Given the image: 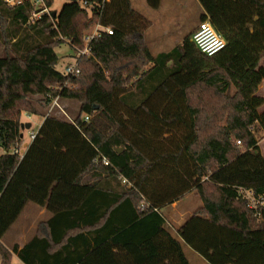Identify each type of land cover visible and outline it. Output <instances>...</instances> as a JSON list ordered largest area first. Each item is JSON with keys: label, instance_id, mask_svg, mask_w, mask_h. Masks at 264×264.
Segmentation results:
<instances>
[{"label": "trees", "instance_id": "16d2710c", "mask_svg": "<svg viewBox=\"0 0 264 264\" xmlns=\"http://www.w3.org/2000/svg\"><path fill=\"white\" fill-rule=\"evenodd\" d=\"M199 2L227 41L213 56L193 33L153 54L131 0H73L33 22L30 0H0V264H192L183 242L210 264H264V0ZM95 25L113 33L77 55L78 74L60 71L56 47L82 50ZM56 96L75 118L48 114ZM24 112L44 121L20 158L8 151L25 142ZM110 139L139 163L116 165ZM194 191L202 205L171 229L163 209ZM28 202L51 217L10 249Z\"/></svg>", "mask_w": 264, "mask_h": 264}, {"label": "rangeland", "instance_id": "374dc122", "mask_svg": "<svg viewBox=\"0 0 264 264\" xmlns=\"http://www.w3.org/2000/svg\"><path fill=\"white\" fill-rule=\"evenodd\" d=\"M72 0H54L51 10L60 12L62 7L69 3ZM185 7L179 9L174 12H170L171 6L169 5L170 0H161L157 7L152 6L148 0L147 2H140V0H134V3L141 12L153 22L152 27L148 31L147 39L153 54H157L160 51H168L175 45L181 43L190 33H194L200 23L202 11L201 5L196 0H180ZM141 4V5H140ZM139 10V11H140ZM170 12V13H169ZM98 28L97 25L93 26L87 35H90L96 31ZM167 32V33H166ZM86 35V36H87ZM4 46L0 41V55L3 54ZM56 53L59 56V62L57 64V68L64 72L65 68L69 64H75L77 62L78 52L75 48H73L68 42L61 43L56 47ZM264 64V60L262 62ZM208 91L209 95H211V90ZM206 94V93H205ZM207 100H211V96H207ZM61 105L66 109L70 118H75L78 113L79 105L76 101L70 99L61 100ZM57 116H60L65 119H69L66 116L59 113L57 110L55 111ZM22 122L25 124H29V127H25L22 129L23 131V139L25 142H29L30 140V132H37L40 128L42 122L44 121L43 115H29L27 113H22ZM259 145L261 147V151L264 155V133H260L258 135ZM113 139L105 142L101 149L102 151H110L112 152L116 158L113 159V162L119 166L122 162L124 167L127 169H132L136 164L139 163L141 156L137 154L132 149H128L124 154L119 155L115 153V150L119 145L113 144L110 147V142ZM1 152V149H0ZM140 158V159H139ZM122 165V166H123ZM202 205V201L200 196L194 191L185 196L180 203V211H189V213L184 216H180L177 213V210L173 211L171 207H166L163 209V213L168 216L169 227L171 229H175L177 225H179L184 218H186L189 214H191L194 210ZM46 215H40L39 207L33 202H28L22 214L19 216L17 221L13 224L11 229L5 234L3 238V242H5L8 246H11L12 241H16L19 239V234L21 227L23 226V230L28 227L33 221L36 223L44 219ZM34 231V230H33ZM184 251L192 264H210L208 261L202 257L199 253L193 250L189 245L183 242ZM11 264H22L20 259L14 255Z\"/></svg>", "mask_w": 264, "mask_h": 264}, {"label": "built area", "instance_id": "2783aa9c", "mask_svg": "<svg viewBox=\"0 0 264 264\" xmlns=\"http://www.w3.org/2000/svg\"><path fill=\"white\" fill-rule=\"evenodd\" d=\"M4 1L7 4L13 6V5L21 3L24 0H4ZM30 1L34 4V6L36 7V10L32 13V16L30 17L29 22H33L36 18L40 17L43 13L50 12V9L46 6L44 0H30ZM97 26L98 28L96 29L94 33L87 35L85 37V47L82 50H79L78 54H89L90 53V42L92 41L94 37L100 36L102 31H105L109 34L113 33V29L111 27H104L101 25H97ZM192 40L196 44V46L200 49V51H202L204 54L208 56H213L219 53L227 45L226 39L223 37L222 34H220L217 31V29L214 27L210 19L202 20L199 23L196 31L193 33ZM79 72H80V69L78 66V62H76L75 64L67 65L64 70V73L69 76L78 74ZM56 110L62 115L66 116L67 118L71 119L66 109L61 105V98L59 96H56L53 98L49 106V109H48V114L49 113L56 114L55 112ZM89 119H90L89 115L85 116L86 121H88ZM36 133L37 132H34V131L30 132L29 142H31L35 138ZM29 142L23 143L22 141V143L16 145L14 148L8 151V153L14 154V155L19 156L20 158H23L25 150ZM5 152L7 151L3 149V153ZM104 162L106 164L110 163L109 159L106 157H104ZM123 182H127V179L123 178Z\"/></svg>", "mask_w": 264, "mask_h": 264}, {"label": "crops", "instance_id": "0c3cea01", "mask_svg": "<svg viewBox=\"0 0 264 264\" xmlns=\"http://www.w3.org/2000/svg\"><path fill=\"white\" fill-rule=\"evenodd\" d=\"M197 2H199V0H196ZM140 2H147V0H140ZM131 3H132V5H133V7L135 8V9H137V10H140V9H138L139 7H137L136 5H135V3H134V0H131ZM200 3V2H199ZM141 5V4H140ZM169 5L171 6V10H169L170 12H174V11H177L178 10V8L179 9H182L183 7H185V5H183L182 4V2L180 1V0H170V3H169ZM200 5H201V3H200ZM201 11H202V14L204 13V8H203V6L201 5ZM140 12H141V10H140ZM169 12V13H170ZM145 14V13H144ZM150 30V29H149ZM148 30V31H149ZM148 31L146 32V40H147V42H148V39H147V34H148ZM167 33V32H166ZM148 44H149V42H148ZM150 46V45H149ZM176 46V45H175ZM174 46V47H175ZM174 47H172L171 49H173ZM170 49V50H171ZM169 51V50H168ZM160 52H163V51H160ZM153 53V52H152ZM159 53V52H158ZM258 94L259 95H261V96H263L264 97V81L261 83V85L259 86V90H258ZM23 136H24V134H23ZM0 149H1V152H0V154H2L3 153V149L0 147ZM180 203H181V201H178V202H175V203H173L170 207L172 208V210L173 211H175V210H177V213H179V215L182 217V216H184L185 214H187V213H189V211L187 210V211H180V209H178V207H180ZM26 207V206H25ZM38 207H39V211H40V215H46V217L44 218V219H41V220H39L37 223H36V225H35V221H33L31 224H29L28 225V227L26 228V229H24L23 230V226L21 227V230H20V234H19V239H17L16 241H10L11 243H12V245L11 246H8L5 242H3V238L1 239V241L8 247V248H12V246L13 245H15V244H18L19 245V247L20 248H23V245H25V243L26 242H28L34 235H35V233H36V231H37V228H38V225H39V223L41 222V221H44V220H47L48 218H50L51 217V214L45 209V208H42V207H40L39 205H38ZM25 209V208H24ZM22 214V213H21ZM13 226V225H12ZM11 226V227H12ZM11 229V228H10ZM9 229V230H10ZM8 230V231H9ZM34 230V231H33ZM15 254H13V256H14ZM13 256H12V258H13ZM17 256V255H16ZM21 261V260H20ZM22 262V261H21ZM22 264H24L23 262H22Z\"/></svg>", "mask_w": 264, "mask_h": 264}, {"label": "water", "instance_id": "95a60500", "mask_svg": "<svg viewBox=\"0 0 264 264\" xmlns=\"http://www.w3.org/2000/svg\"><path fill=\"white\" fill-rule=\"evenodd\" d=\"M55 15H57V12L56 11H53V16H55ZM26 127H29V124L28 123L26 124ZM22 128H24V126H22ZM123 150H124V148H118L117 149L118 152H122Z\"/></svg>", "mask_w": 264, "mask_h": 264}]
</instances>
